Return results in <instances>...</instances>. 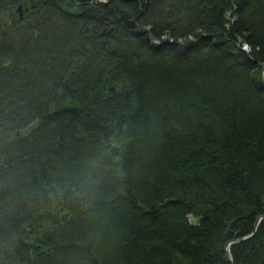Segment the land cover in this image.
Instances as JSON below:
<instances>
[{
    "label": "trees",
    "instance_id": "trees-1",
    "mask_svg": "<svg viewBox=\"0 0 264 264\" xmlns=\"http://www.w3.org/2000/svg\"><path fill=\"white\" fill-rule=\"evenodd\" d=\"M263 216L264 0H0V264H264Z\"/></svg>",
    "mask_w": 264,
    "mask_h": 264
},
{
    "label": "water",
    "instance_id": "water-1",
    "mask_svg": "<svg viewBox=\"0 0 264 264\" xmlns=\"http://www.w3.org/2000/svg\"><path fill=\"white\" fill-rule=\"evenodd\" d=\"M104 1H106V0H104ZM128 1H133V0H128ZM19 10L21 11V7H19ZM264 217V216H263ZM260 220H261V218L256 222V224H255V231L257 230V228H258V226H259V223H260ZM254 231V232H255ZM229 246H230V243L227 245V251H228V254L230 255V252H229Z\"/></svg>",
    "mask_w": 264,
    "mask_h": 264
},
{
    "label": "rangeland",
    "instance_id": "rangeland-1",
    "mask_svg": "<svg viewBox=\"0 0 264 264\" xmlns=\"http://www.w3.org/2000/svg\"><path fill=\"white\" fill-rule=\"evenodd\" d=\"M244 48L247 49L246 46Z\"/></svg>",
    "mask_w": 264,
    "mask_h": 264
}]
</instances>
